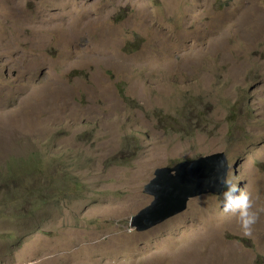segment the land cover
I'll return each instance as SVG.
<instances>
[{
    "label": "rangeland",
    "instance_id": "1",
    "mask_svg": "<svg viewBox=\"0 0 264 264\" xmlns=\"http://www.w3.org/2000/svg\"><path fill=\"white\" fill-rule=\"evenodd\" d=\"M217 153L250 235L222 189L133 227ZM0 264H264V0H0Z\"/></svg>",
    "mask_w": 264,
    "mask_h": 264
},
{
    "label": "water",
    "instance_id": "2",
    "mask_svg": "<svg viewBox=\"0 0 264 264\" xmlns=\"http://www.w3.org/2000/svg\"><path fill=\"white\" fill-rule=\"evenodd\" d=\"M218 156L219 154L213 155V160L218 161ZM210 158L208 155L181 163L174 168H159L148 187L146 186V193L154 197L153 201L149 207L133 217V227L141 232L147 231L185 210L189 199L208 192L213 193L215 190L211 188L212 184L219 187L215 182L217 161L212 162V166Z\"/></svg>",
    "mask_w": 264,
    "mask_h": 264
},
{
    "label": "clouds",
    "instance_id": "3",
    "mask_svg": "<svg viewBox=\"0 0 264 264\" xmlns=\"http://www.w3.org/2000/svg\"><path fill=\"white\" fill-rule=\"evenodd\" d=\"M215 168V182L222 189L223 211L237 213L243 233L250 235L252 226L258 219V210L253 207L254 199L251 193L240 186L238 177L233 178L228 175V164L225 159H219Z\"/></svg>",
    "mask_w": 264,
    "mask_h": 264
},
{
    "label": "bare ground",
    "instance_id": "4",
    "mask_svg": "<svg viewBox=\"0 0 264 264\" xmlns=\"http://www.w3.org/2000/svg\"><path fill=\"white\" fill-rule=\"evenodd\" d=\"M217 154H218V153H217ZM217 154H213V155H217ZM213 155H210V156H211L210 159H211V164H212V166H214L212 162H216V161H217L216 159L213 160ZM221 158H223V159H225V160L227 161V158H226V156H225L224 154H219V156H218V160L221 159ZM227 164H228V161H227ZM228 165H229V164H228ZM228 168H229V166H228ZM211 188H212L213 190H215V191H213L214 193H215L216 191H218V192L221 191L219 187L217 188L216 186H213V184H212Z\"/></svg>",
    "mask_w": 264,
    "mask_h": 264
},
{
    "label": "trees",
    "instance_id": "5",
    "mask_svg": "<svg viewBox=\"0 0 264 264\" xmlns=\"http://www.w3.org/2000/svg\"><path fill=\"white\" fill-rule=\"evenodd\" d=\"M124 93V92H123Z\"/></svg>",
    "mask_w": 264,
    "mask_h": 264
}]
</instances>
